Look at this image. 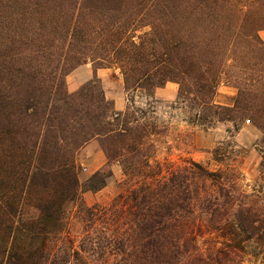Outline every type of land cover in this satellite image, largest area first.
I'll use <instances>...</instances> for the list:
<instances>
[{
  "label": "trees",
  "instance_id": "trees-1",
  "mask_svg": "<svg viewBox=\"0 0 264 264\" xmlns=\"http://www.w3.org/2000/svg\"><path fill=\"white\" fill-rule=\"evenodd\" d=\"M263 29L264 0H0V264H72L57 238L75 207L94 230L74 264H243L247 250L264 260V186L249 192L235 168L152 165L145 153L166 129L146 120L168 83L187 124L247 120L264 135ZM83 58L94 72L117 66L147 108L118 111L96 75L70 93ZM221 85L237 91L231 105L215 102ZM93 140L107 166L81 182L77 154ZM115 163L125 190L107 206L80 202L107 187ZM26 204L36 218L20 216ZM206 234L217 236L203 246Z\"/></svg>",
  "mask_w": 264,
  "mask_h": 264
},
{
  "label": "rangeland",
  "instance_id": "rangeland-1",
  "mask_svg": "<svg viewBox=\"0 0 264 264\" xmlns=\"http://www.w3.org/2000/svg\"><path fill=\"white\" fill-rule=\"evenodd\" d=\"M149 31V28H143L137 32L136 36ZM259 35L264 41V29L259 32ZM85 67L94 70L92 61L83 58L82 65L66 77L67 89L70 93L77 92L89 82L85 81L86 73L84 71L87 70ZM78 69L83 71L79 77L74 74ZM102 70H106L108 74L105 82L102 81L107 100L120 99L125 103V108L120 112L125 111L132 101L135 102L137 107L147 108L149 100L147 101L140 93L126 91L124 77L117 66L112 65L110 68ZM78 83L81 84L75 87ZM177 93L178 85L175 83H168L156 92V99L161 104L157 106L155 118L146 121L151 126L158 127L159 125L166 127V129L159 135L156 134L151 137L154 144L151 145L153 149L145 152L152 155L151 164L161 163L182 167L187 162H197L211 171L235 168L242 174L243 186L246 190L253 192L262 189L264 186V178L261 176V163L264 160L262 145L264 135L262 131L247 120H239L235 124L229 122L218 123L213 128L189 125L185 121V115L177 108L180 105L175 104ZM236 94L237 91L234 88L221 85L216 94L215 102L220 105H231ZM77 164L81 182L92 174L105 169L107 159L99 141H91L78 152ZM83 168H87V172H84ZM111 169L113 177L107 187L96 193H80V202H84L89 207L97 204L107 206L121 191L125 190L128 177L123 168L120 164L115 163ZM76 210V207L71 210L67 227L61 237L57 238L58 242L54 239L57 244H63L60 248L61 255L67 253L73 256L71 259L72 264L77 262L75 252L80 251V241L87 234L93 235L92 230H94L84 231L82 222L76 217ZM20 216L26 219H34L38 216V211L26 204L21 208ZM213 236L217 235H204L200 239V244L208 246L209 240ZM215 239L218 246H221L220 243L223 239H218V237ZM247 252H239V258H241L243 264H264L263 259L253 257ZM78 263L84 264V261L78 260Z\"/></svg>",
  "mask_w": 264,
  "mask_h": 264
},
{
  "label": "crops",
  "instance_id": "crops-1",
  "mask_svg": "<svg viewBox=\"0 0 264 264\" xmlns=\"http://www.w3.org/2000/svg\"><path fill=\"white\" fill-rule=\"evenodd\" d=\"M87 68V67H85ZM83 71H81V69H78L74 74L76 76V74L78 75V77L82 74ZM86 73V79L85 81H90L92 80L95 75L101 79V81L105 82L106 80V76L108 75L106 70H97L96 72L93 71V69H89L87 68V70L84 71ZM77 83V82H76ZM81 83H78L75 87H78V85ZM115 104V107L118 111H122L125 108V103L124 101L122 102L120 99H114L112 100Z\"/></svg>",
  "mask_w": 264,
  "mask_h": 264
},
{
  "label": "built area",
  "instance_id": "built-area-1",
  "mask_svg": "<svg viewBox=\"0 0 264 264\" xmlns=\"http://www.w3.org/2000/svg\"><path fill=\"white\" fill-rule=\"evenodd\" d=\"M87 170H88L87 168H83V171H84V172H87Z\"/></svg>",
  "mask_w": 264,
  "mask_h": 264
}]
</instances>
